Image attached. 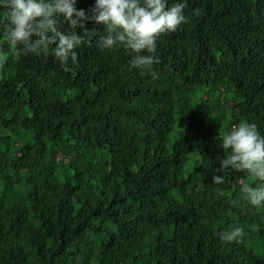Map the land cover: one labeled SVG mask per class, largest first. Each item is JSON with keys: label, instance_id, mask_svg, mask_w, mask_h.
I'll return each mask as SVG.
<instances>
[{"label": "trees", "instance_id": "16d2710c", "mask_svg": "<svg viewBox=\"0 0 264 264\" xmlns=\"http://www.w3.org/2000/svg\"><path fill=\"white\" fill-rule=\"evenodd\" d=\"M184 15L144 72L94 43L66 72L0 28V264H264V207L239 191L255 178L223 172L218 143L240 122L264 135V0ZM233 225L244 236L220 240Z\"/></svg>", "mask_w": 264, "mask_h": 264}, {"label": "clouds", "instance_id": "9594fccd", "mask_svg": "<svg viewBox=\"0 0 264 264\" xmlns=\"http://www.w3.org/2000/svg\"><path fill=\"white\" fill-rule=\"evenodd\" d=\"M76 5L77 0H0V28L11 51L52 54L70 72L78 64L77 49L94 43L99 49L123 48L132 53L129 69L144 72L156 62L157 38L186 22V0H94L87 11ZM88 21L101 24L103 31L86 29ZM218 139L228 150L219 161L220 169L254 177V184L241 181L239 191L251 206L264 207V135L255 123L240 122ZM212 180L219 185L224 176ZM244 234L243 226L233 225L217 235L222 241L238 242Z\"/></svg>", "mask_w": 264, "mask_h": 264}, {"label": "rangeland", "instance_id": "374dc122", "mask_svg": "<svg viewBox=\"0 0 264 264\" xmlns=\"http://www.w3.org/2000/svg\"><path fill=\"white\" fill-rule=\"evenodd\" d=\"M201 145H203L206 150H210L212 147H214L215 143L207 142V143L204 144L203 142H197V145L196 146H201ZM221 150H223V149L221 148L220 151ZM229 177L231 178L232 176H229Z\"/></svg>", "mask_w": 264, "mask_h": 264}]
</instances>
